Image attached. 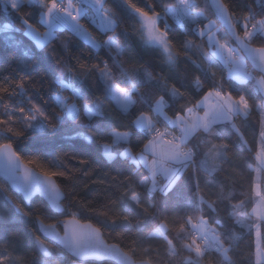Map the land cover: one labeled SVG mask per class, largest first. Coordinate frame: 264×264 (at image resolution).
I'll use <instances>...</instances> for the list:
<instances>
[{"label": "trees", "instance_id": "trees-1", "mask_svg": "<svg viewBox=\"0 0 264 264\" xmlns=\"http://www.w3.org/2000/svg\"><path fill=\"white\" fill-rule=\"evenodd\" d=\"M77 1L86 9V16L80 14V23L94 38L104 41L118 36L122 41L125 47V54L120 58L125 69L123 74L105 54L106 49H91L67 28L57 30L54 44L37 47L20 31L23 27L20 17L11 8L0 4V86L8 89L0 92V121H3L0 123V146L11 147L20 161H36L28 163L27 167L38 174L39 166L62 173L54 181L63 195V213L53 214L38 198H33L26 206L0 180V244L14 256L22 258L23 264L47 261L66 264V255L54 244L48 246L39 236L36 221L51 226L74 219L90 224L100 232L107 245L116 246L134 262L256 264L254 232L249 226L238 225L237 221L247 218L253 207L255 154L262 129V114L258 108L263 105L264 96L254 81L247 79L244 83H237L225 76L224 68L216 60H208L209 47L205 36L196 34L203 30L205 21H212L216 26V38L233 45L213 18L206 0H193L188 7L189 14L202 13L194 23L185 22L181 17L178 19V0H105L102 12L110 13L118 25L115 32L109 31L107 35L99 33L89 21V7L82 0ZM223 2L225 0H221ZM227 2L230 4V20L237 33L244 30L242 17L245 13H255L256 18L264 16V5H257L255 0ZM133 4L149 14H157L154 17L156 26L167 31L173 45L171 50L177 61L174 66L166 63L161 48L142 44L139 14L131 6ZM170 8L175 10V16L168 10ZM19 11L32 22L36 31H44L36 5H25ZM59 14L58 10L55 11L54 19ZM5 24L8 28L4 27ZM186 41L192 44L190 50L184 47ZM262 45L264 38L260 36L251 42L252 47ZM90 51L98 54L90 55ZM106 60L114 74L111 84L123 87L133 101L128 104L125 97L126 111L113 102L105 82L92 70V65L102 66ZM63 63L71 65L75 71V79L67 82H72L80 93L78 98L68 90L62 95L69 103L75 100L80 111L75 121L65 118L59 123L56 119L58 109L51 100V95L58 89L50 87V83ZM81 64L85 68H81ZM245 66L256 79H261ZM133 84L136 92L130 91ZM217 86H222L221 90L231 93L234 98L246 96L251 105L249 115H238L230 124L197 132L185 145L192 151L190 163L178 176L175 185L170 186L172 190L167 195L159 190L149 191L146 170L129 157L120 155L126 149L131 155L139 154L149 140L148 134L134 128L135 120L145 115L156 127L164 129L168 128V120L178 117L189 124L197 114L196 104ZM123 95L120 93L119 97ZM95 97H101L103 115L89 120L83 105ZM157 101L163 102L161 115L152 112ZM33 104L56 124L54 129L44 128L39 117L26 120V116L32 113ZM189 109H192L191 113ZM79 133L92 134L93 140L86 141ZM113 133L127 134L126 143L115 144ZM105 143L114 153L115 158L111 161L103 157ZM58 154L60 159H57ZM203 161L215 166L216 171L205 170ZM259 180L264 199L263 174ZM199 220L213 229L220 246L217 253H202L198 257L193 252L188 226ZM162 224L165 231L154 235ZM35 236L44 241L50 258L39 252ZM259 244L264 249L263 223L259 225Z\"/></svg>", "mask_w": 264, "mask_h": 264}, {"label": "snow or ice", "instance_id": "snow-or-ice-1", "mask_svg": "<svg viewBox=\"0 0 264 264\" xmlns=\"http://www.w3.org/2000/svg\"><path fill=\"white\" fill-rule=\"evenodd\" d=\"M86 2L93 7L98 16L89 17V21L95 28L98 30L99 33L103 35H107L109 31L115 32L116 28L118 27L117 21L115 18L111 16L110 13H106L103 15H99L103 11V4L105 0H86ZM193 0H178L176 7L180 9L182 13L187 12L188 7L193 4ZM257 5H264V0H255ZM0 4H4L10 6L11 10L16 13L17 17H20V23L23 26L20 31H22L23 35L26 37H30L37 47H43L45 45L54 44L55 40L57 39V30L59 29H71L76 36L80 37L87 44L91 45V49H106L107 52L105 53L108 58L113 62V64L121 69V73L125 72L124 65L121 62L120 58L125 54V47L120 41L118 36L109 37L107 40L100 41L97 38H94L91 33H89L82 24L80 23V14L81 9L79 8V4L77 0H0ZM25 5H36L38 7V17L42 18V25L46 28V31L41 34L42 38H37L34 33L36 32L35 27L32 25V22L28 20L26 17L21 16L19 9ZM135 11L139 14L141 19V26L139 28L140 39L142 44L145 47H160L162 49L163 56L165 58L166 63L169 65L174 66L177 61L175 56L172 53V43L168 38V34L166 30L160 29L156 26V22L154 17L157 15L156 13H147L140 8H137L134 4L131 5ZM211 6L215 9L217 16L221 19V21L226 20L225 14L227 13L228 16H231L230 12V4L225 0V2L221 3V0H212ZM75 9L76 14H72V10ZM61 11L64 15L59 18V22L53 24L48 17L51 16L55 11ZM172 12L173 16H175V10L170 8L168 9ZM30 15V13H29ZM202 16V13L196 12L190 14V19L193 22L199 20ZM243 20V32L236 33L234 30V23L229 22L226 24V29L231 34L232 38L236 40L239 44L240 49L244 50L245 52H249L253 62L256 63L257 60L259 61L261 70H264V45L259 47H251V42L257 36L264 38V16L259 18L255 17V13H245L242 17ZM177 24L183 28V24L177 20ZM5 28H8V25H4ZM215 25L212 23H208L205 25V28L208 31H212ZM198 34L200 37L205 35L204 31H199ZM209 43H211V39H209ZM67 49V45H64ZM185 49L190 50L192 44L190 41H186L184 44ZM228 51H231L229 49ZM89 54H98L93 53L92 51ZM254 54V55H252ZM24 55H28V52L25 51ZM209 56L217 57L220 59L224 58V49L218 48L215 51L210 52ZM232 60L233 67L229 72V77L235 78L239 83H244L247 79V73L242 71V65L240 62V58L236 57L234 54L230 57ZM228 60L225 59V63ZM59 63V62H58ZM30 67V66H29ZM81 68H85V65L81 64ZM92 70L95 71L97 77L105 82L106 91H110L112 93L113 100L124 110H127V105L123 104V100L125 97L128 99V104L133 103L131 97L125 91L123 87H120L118 84H111L114 80V74L112 73L111 69L109 68V64L107 60L103 63V65H92ZM197 68L200 67L199 64L196 65ZM86 74V73H85ZM76 77V73L73 70L72 66L63 63L60 64L57 74L52 78L50 83V87L53 89H58V91H54L51 95V100L55 104L56 108L58 109L56 119L59 123H63L64 119L67 118L68 120L75 121L79 117L80 107L75 102L69 103L68 100L62 95L63 92L66 90L70 91L73 94L74 98L79 97L80 89L77 88L72 82H67L69 80H74ZM7 79V77H6ZM261 83V88L264 89V82ZM111 85V86H110ZM18 87H22V85H18ZM197 87L199 88V81H197ZM222 86H217L215 89L210 90L208 95H214L218 98V103L214 106L216 110V114L218 118H223L221 113H224V110L227 109V112H234L237 110V106H239V110L242 112L244 116H248L251 110V105L249 100L246 96L241 95L238 98L232 97L231 93H225L222 90ZM8 89L6 87L0 86V92H6ZM131 92H136L137 89L133 84ZM117 93H124L123 96L117 97ZM172 95L175 96L176 92L173 90ZM101 97H95L91 101H85L83 107L86 111L89 120H92L93 117H102L103 113L101 111ZM162 101H157L156 110H160L162 106ZM92 104L94 107H90L89 105ZM23 111V110H22ZM190 113L192 109L188 110ZM40 118L43 121V127L48 129H54L56 124L49 121L46 113L35 104L32 105V113L26 116V120H35ZM231 119L230 116L227 117ZM181 119L180 117L177 118L175 121H170V123L181 126ZM217 119L214 118L209 120L206 124L203 125L205 131L211 127L212 124L216 123ZM3 123V121H0ZM30 126V124H29ZM138 129L144 130L146 128H150L149 123H145L141 120L136 121L135 125ZM235 127V125H233ZM183 135L181 140L186 142L193 133L197 130V127H182L181 128ZM19 135L20 133H16ZM82 135L84 140L91 142L93 140V135H85L84 133H79ZM114 136V143L119 144L128 139V136H121L116 133L112 134ZM130 135V134H129ZM261 136L264 137V121H262V131ZM103 157L111 161L113 160L114 153L112 148L105 143L103 146ZM122 157H126L129 155L128 151L125 150L124 152L120 153ZM185 158H190V152H182ZM60 155H57V159H60ZM7 159L6 153H0V172H2L8 180L11 181L13 187L18 191L23 193V199L31 200V198L36 195L37 193L44 197L49 204L52 206L56 212H62V208L60 207L59 201L61 200V194L59 193L54 178L57 175H62V173L52 172L44 168L43 166H39V176H33L32 171L27 167L28 163H36V161H21L25 165V171L23 175V180L18 181L13 173L10 171L11 168L14 167L13 161L10 159L7 160V165L5 161ZM144 157H141L143 160ZM135 162V159H134ZM210 171H216L213 167ZM167 178L172 181V186L179 180V177L173 179V173L171 171L166 172ZM43 177V179L41 178ZM159 190L160 193L167 195L169 191L172 190L170 186L167 185H157L155 180V173L152 176V183L149 188V191L156 192ZM134 200L136 199L135 196L132 197ZM19 208V205H17ZM211 207V205H209ZM23 211L22 209H20ZM27 215V213H25ZM238 223H243V221H238ZM41 232L44 235H51L49 229L44 227L43 224L40 226ZM164 225H161V230H163ZM55 238V236H53ZM35 245L39 248L40 252H43L45 255H48V250L44 246V241L39 237H34ZM222 251L226 252V249H221ZM264 252V249H261L259 243L257 244V258L256 264H261L260 253ZM10 262H14V264H23L22 258H18L14 256L5 245L0 244V264H10ZM126 264V262H125Z\"/></svg>", "mask_w": 264, "mask_h": 264}, {"label": "water", "instance_id": "water-1", "mask_svg": "<svg viewBox=\"0 0 264 264\" xmlns=\"http://www.w3.org/2000/svg\"><path fill=\"white\" fill-rule=\"evenodd\" d=\"M206 2L219 28H221L225 32L226 36L231 41L234 48H236V50L242 56L243 60L245 61V64L255 74L260 76L262 81L264 82V70H261L259 61L257 60V62L254 63L253 59L251 58L250 53L245 52L244 50L240 49L239 44L236 42L235 39L232 38L229 31L226 29V24L231 22L228 14L227 13L225 14L226 20L221 21V19L217 16L215 9L211 6L212 0H206ZM234 30L237 33L235 27H234ZM0 153L7 154V159L5 161L6 165H7L8 159L13 161L14 167L11 168L10 171L13 173V175L18 181L22 182L24 171H25V165L21 163V161L18 159V157L13 152L12 148L9 147L8 145L0 146ZM30 170L32 171L33 176H39L38 173H36L32 169ZM41 178L43 179V177ZM0 180L7 186L10 192L19 196L22 202L26 206L29 205V202L33 198H38L45 203V205L48 207V209L53 214L63 213V211L56 212L54 209H52V206L49 204V202L44 197L40 196L38 193L34 195L31 198V200L23 199V193L18 192L11 184V181L8 180V178L2 172H0ZM59 193L61 194L60 191ZM62 202H63V195L61 194V200L59 201V203H60V207L63 210ZM40 226H41V223L36 221V229H37V233L39 234V236L43 240L54 244L59 250H61L65 255H67L69 258H71L74 261H78L80 263L109 262L112 264H125L126 262V264H149L147 262H134L129 256L121 252L120 249L117 248L116 246L107 245L103 241L100 232L96 230L94 227H92L90 224H82L74 219H66L61 222H58L56 225H51V226L44 225V227L49 229V232L51 233V235H44L41 232ZM57 228L60 231H58ZM53 236H55V238H53ZM40 253H42L43 256H47L43 252H40Z\"/></svg>", "mask_w": 264, "mask_h": 264}, {"label": "crops", "instance_id": "crops-1", "mask_svg": "<svg viewBox=\"0 0 264 264\" xmlns=\"http://www.w3.org/2000/svg\"><path fill=\"white\" fill-rule=\"evenodd\" d=\"M82 2L89 7L90 13H91V16L90 17L95 16V14L97 13L96 10L93 7H91L86 2V0H82ZM54 14H55V12H54ZM103 14H104L103 12L100 13V15H103ZM63 15H64V13L62 12L61 14H59V16H56V19H54V21L52 23L53 24L58 23L59 22V18H61ZM54 17L55 16L53 15L52 18H54ZM39 21H40V19H39ZM68 30L71 31V29H68ZM199 31H201V30H199ZM76 37H78V36H76ZM78 38L82 42H84V43L87 44L86 41H84L80 37H78ZM205 39H206V37H205ZM212 48L215 49V50H217L218 48H223V44H222V42L218 38L215 37L213 39V42H212ZM223 49H224V58H225V53H227L226 51H228V49H226V48H223ZM212 59L216 60L224 68V71H225L226 76H227L229 73H228V70H226V69H228L226 67V65H223L224 63L222 61H220L217 57H212ZM242 71L244 72L245 71V68H243ZM227 78L230 79L229 76H227ZM231 80L239 83V81H237L235 78H231ZM258 91L260 93L262 92L260 87H259ZM113 102H115V101L113 100ZM218 102H219L218 101V98L215 97L214 95H211V96L208 95V94L205 95L196 104L195 110L197 111V114L194 116V118H193V120H192L191 123L186 124V123H184V122L181 121V126H176V125L170 123V121H175L177 119H175V120H168L166 122L167 125H168V129H170L174 133H177L178 136L180 137V140H181V137L183 135V132L181 130L182 127L191 128V127L196 126L197 127V130L193 133V135L186 142H184V141L181 140L182 145H186L187 142L197 132H207L212 126L221 125V124H228V123L231 122V119L234 116L243 115L242 112L239 110V106H237V110L234 111V112H227V109H225L224 110V113H221V115L223 116V118L222 119L221 118H218L217 117V114H216L215 107H214ZM156 105H157V103L153 106L152 112L154 114L161 115V113H162V106H161V109L160 110H156ZM228 116H230L231 119H228L227 118ZM214 118L217 119V122L214 123V124H212L211 127H209V129L207 131H205L203 125L206 124L209 120H212ZM137 120H141V121H143L145 123H149L150 124V128H146L144 130L138 129L135 126ZM154 127H156V125L154 124V122L148 116H145V115L139 116L135 120V122H134V128L137 131H140V132H143V133H146V134H149ZM118 135L127 136V134H118ZM112 138H113V141H114V136L113 135H112ZM126 141L127 140H125V141H123L121 143L125 144ZM128 153H129V151H128ZM142 156L144 157L143 160H141V157ZM127 157H129L130 160L134 164L139 165V166L143 167L146 170V172H147V184H148V188H150V186H151L153 173H155L156 183L159 180L161 182V185L171 186L172 185V181H170L167 178L166 172L171 171L173 173V179H175L176 177H178L182 173V171L190 163V160H188L187 158H185L184 156H182L181 153H180V151L178 149H176L174 147H171V146L164 145L158 139L147 140L146 144L144 145V147L142 148V151L139 154H137V155H131L129 153V155ZM134 159H135V162H134Z\"/></svg>", "mask_w": 264, "mask_h": 264}, {"label": "rangeland", "instance_id": "rangeland-1", "mask_svg": "<svg viewBox=\"0 0 264 264\" xmlns=\"http://www.w3.org/2000/svg\"><path fill=\"white\" fill-rule=\"evenodd\" d=\"M2 5H3V7L10 8V6L4 5V4H2ZM59 12L62 13L61 11H59ZM74 12H75V9L72 10V14ZM53 15H54V13L51 16L48 17V19L51 22L54 21V18H52ZM95 16H98V14L96 13ZM177 17H178V19H180V17H181L185 22L194 23L190 19V14L188 12L182 13L179 8L177 10ZM138 19H139L140 24H141V19L142 18L139 16ZM154 19H155V22H157V19L156 18H154ZM208 23L214 24L212 21H205V23L203 24V30H201V31H204L205 32V35L204 36L206 37V42H207V45L209 47L208 60H210L212 58L211 56H209L210 52L215 51V49L212 48V42H213V39L215 38V31H216L215 27L216 26L210 32V31H208L205 28V25L208 24ZM40 24L42 25V18H40ZM45 31H46V28L44 27V31L43 32L40 33L38 31H36L34 33V35L37 38H42L41 34L44 33ZM28 38L35 44V41H33L30 37H28ZM209 39H211V43H209ZM221 42L223 44V48H226L228 50L231 49V51H226L227 53H225V59L228 60L227 63H225V59L218 58L220 61H222L224 63L223 65H226V67L228 68V69H226V70H228V73L230 72V70L233 67L232 60L230 59V57H232L233 54H234L236 57H239L240 58V62H241V65H242V69L245 68V71L244 72L247 73V79L248 80H251V81H254L255 86H256L257 89H259V87L261 88V83L260 82H262V80L261 79H256V77L251 72H249L246 69L245 61L243 60V58L239 54V52L236 50V48H234V46L232 47L230 44H228V43H226L224 41H221ZM225 76H226V73H225ZM227 76H229V74ZM261 91H262L261 94L264 96V89L261 88ZM119 95H120V93H117V97H119ZM258 110H259L260 114H262L261 115L262 121H264L263 120V117H264L263 116V113H264V102H263V105L258 108ZM232 119H231V122H232ZM230 123H228V124H230ZM155 128L156 127H154L152 129V131ZM261 131H262V129H261ZM174 134L176 136H178L177 133H174ZM154 139H158L164 145L170 146L168 143H166V142L163 141V139L161 138V136H158V137H156ZM154 139H149V140H154ZM179 142H180V146H171V147H174V148H176V149L179 150V147H181V145H182L181 140H179ZM182 146H184V145H182ZM255 158H256V166L254 168L253 207H252L249 215L247 216V218H242V219H239L238 220V221H243V223H238V221H237V224L240 225V226H245V227L249 226V227H251V229L254 232V237H255V263H256V258H257V244L259 243V225L261 223L264 224V199L261 196V192H260V180H259L260 174H263L264 175V137L261 136V132H260V135H259L258 149H257V152L255 154ZM202 166L207 171H210L211 168L215 167V166H211V163L210 164L209 163L207 164L204 161L202 162ZM157 184L158 185L159 184L161 185V182L159 181V183H157ZM247 221H248V223H247ZM191 225L193 226L194 231H195V234H196V235H194V234L190 233V237L192 239L191 244H193L192 250H193L194 253H196L198 255V257L203 253V250H204L203 248H205V251H206V245H204V247H203V244L202 243L200 244L199 241H198L199 238H206L207 240H209L210 242H212L213 244H216L218 246L217 239L215 237V234H214L213 229L210 228V227H208V225H206L205 222L199 220L198 222L191 223ZM164 231H165V227L163 228V230H161V225H160L153 232V234L154 235L161 234ZM259 246H260V244H259ZM218 250H220V246H218ZM260 259H261V262L264 261V254H263V252L260 253ZM43 264H55V263H52L50 261H47V262H45Z\"/></svg>", "mask_w": 264, "mask_h": 264}, {"label": "built area", "instance_id": "built-area-1", "mask_svg": "<svg viewBox=\"0 0 264 264\" xmlns=\"http://www.w3.org/2000/svg\"><path fill=\"white\" fill-rule=\"evenodd\" d=\"M78 4H79V8L81 9V15L86 16V9L84 7H82V5L79 2H78ZM158 136H161L163 141L168 143L170 146H180V142H179L180 138L178 136H176L168 128L164 129V128L156 127L151 133L148 134L147 138L148 139H154ZM179 150L181 153L182 152H190L192 154L191 149L186 148L185 145L184 146L181 145V147H179ZM190 158H191V156H190ZM190 158H187V159L190 160ZM157 183H159V180L157 181ZM188 229H189L190 233L196 235L194 228L191 224H189ZM198 241L200 244L201 243L203 244V247H204V245H206V251H205V248H203L204 249L203 253H217L218 246L216 244H213L212 242H210L206 238H199Z\"/></svg>", "mask_w": 264, "mask_h": 264}, {"label": "flooded vegetation", "instance_id": "flooded-vegetation-1", "mask_svg": "<svg viewBox=\"0 0 264 264\" xmlns=\"http://www.w3.org/2000/svg\"><path fill=\"white\" fill-rule=\"evenodd\" d=\"M57 230L58 231H60L58 228H57ZM45 241V240H44ZM46 242V244L49 246V245H51L52 243H50V242H48V241H45ZM46 249H48L47 247H45ZM61 251V250H60ZM63 253V252H62ZM61 253V254H62ZM64 254V253H63ZM50 253H48V255L46 256V258H50ZM87 264V263H89V262H85V263H80V262H78V261H74V260H72L71 258H69L67 255H66V264Z\"/></svg>", "mask_w": 264, "mask_h": 264}]
</instances>
